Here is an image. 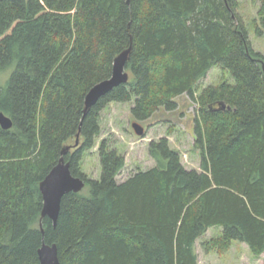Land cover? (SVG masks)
<instances>
[{"label": "trees", "instance_id": "obj_1", "mask_svg": "<svg viewBox=\"0 0 264 264\" xmlns=\"http://www.w3.org/2000/svg\"><path fill=\"white\" fill-rule=\"evenodd\" d=\"M258 1L256 33L264 36ZM238 7L237 0H0V112L13 120L10 129L0 123V264H40L43 242L58 245L63 264H198L196 242L216 226L222 236L207 249L239 240L264 254V55ZM131 40L130 80L83 119L87 93L112 75ZM215 65L235 82L197 95ZM185 93L198 102L201 171L186 168L167 137L150 142L156 166L122 182L126 158L105 141L100 178L82 171L109 103L134 102L133 117L146 121L175 110ZM78 133L65 157L89 190L64 196L54 226L42 218L40 183Z\"/></svg>", "mask_w": 264, "mask_h": 264}, {"label": "rangeland", "instance_id": "obj_2", "mask_svg": "<svg viewBox=\"0 0 264 264\" xmlns=\"http://www.w3.org/2000/svg\"><path fill=\"white\" fill-rule=\"evenodd\" d=\"M240 13L246 24L250 40L256 51L264 55V36L256 33V26L260 19V1L237 0ZM9 70L2 73L7 78ZM234 83V77L228 69L215 65L196 85L198 95L204 88L219 85L222 82ZM177 108L168 111L162 108L149 120L140 121L133 117L134 102L109 103L100 115L101 134L96 138L92 149L85 152L81 162L82 171L89 178H100L102 172L100 147L105 141L109 149H116L126 158L125 167L117 179L122 182L139 170H148L156 166V160L149 153L152 140L167 137L170 146L181 155L183 164L188 169L202 170L201 152L195 146V125L198 114V102L188 94L175 98ZM139 122L146 128L144 135H138L133 123ZM70 143H73L72 141ZM85 189L89 190L86 186ZM223 228L212 227L196 242L198 264H263L264 254L256 256L245 242L235 240L228 248L207 249L206 243L222 236Z\"/></svg>", "mask_w": 264, "mask_h": 264}, {"label": "water", "instance_id": "obj_3", "mask_svg": "<svg viewBox=\"0 0 264 264\" xmlns=\"http://www.w3.org/2000/svg\"><path fill=\"white\" fill-rule=\"evenodd\" d=\"M132 50L133 41L131 40L130 45L115 57L112 75L96 83L87 93L83 119L102 96L130 80L131 75L127 69V64L130 60ZM221 104L222 108L226 107L225 103ZM0 123L5 129H10L13 126V120L3 112H0ZM133 128L138 135H144L146 133V128L139 122H134ZM79 143L80 133L77 134L75 144H67L63 147L58 163L52 167L40 183V190L44 199L42 218L49 217L54 226L57 225L64 196L70 192H80L86 186V181L82 177L72 173L70 162L65 157ZM41 228L44 231L42 224ZM38 252L40 264H63L60 260L58 245L56 243L49 244L43 242Z\"/></svg>", "mask_w": 264, "mask_h": 264}]
</instances>
